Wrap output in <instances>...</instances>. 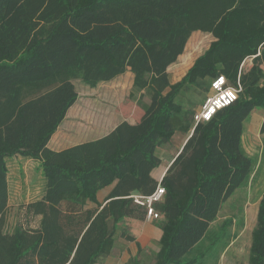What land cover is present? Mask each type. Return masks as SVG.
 <instances>
[{"label":"trees","instance_id":"trees-1","mask_svg":"<svg viewBox=\"0 0 264 264\" xmlns=\"http://www.w3.org/2000/svg\"><path fill=\"white\" fill-rule=\"evenodd\" d=\"M195 31L215 41L167 91L163 76ZM263 45L264 0H0V264H98L111 255L125 219H147L133 196H151L160 185L165 195L154 206L161 216L155 264H219L234 238L233 220L200 240L196 224L212 212L226 175L223 132L229 185L246 187L251 180L255 161L239 134L255 110H264V52L257 56ZM127 72L131 97L145 91L158 99L151 115L78 146L48 147L78 100L73 80L96 87ZM218 76L231 87L239 83L241 95L196 124L197 104L177 100L192 87L209 95ZM166 146L176 156L157 180L158 151ZM15 156L38 162L46 185L41 198L11 220L7 162ZM109 188L100 203L98 194ZM119 237L135 242L126 230ZM249 264H264V194Z\"/></svg>","mask_w":264,"mask_h":264},{"label":"rangeland","instance_id":"rangeland-1","mask_svg":"<svg viewBox=\"0 0 264 264\" xmlns=\"http://www.w3.org/2000/svg\"><path fill=\"white\" fill-rule=\"evenodd\" d=\"M213 41L215 38L211 33H192L184 54L163 76L167 91L186 75L196 59L209 49ZM185 63H188L187 67H184ZM249 64L250 61L246 66H242L243 72H246ZM72 83L79 97L49 143L53 150H63L98 139L123 122L138 124L158 108V99L145 91H134V97H131L133 75L130 72L96 87L86 85L82 80H73ZM184 92V95L178 98V103H184V106L189 108L197 104L195 110L201 109L208 95L203 88L192 87L189 92ZM140 103L146 105L148 110H144ZM239 137L246 156L255 161L253 171L250 164L242 165L252 171L251 180L246 187L229 185L232 177L227 155L229 137L223 132L220 148L223 153L222 161L227 162L226 175L217 186L216 204L212 212L199 217L196 224V239L200 240L207 230L219 229L229 219L233 220L231 233L234 238L222 254L219 264H249L252 233L257 227L259 205L264 194V110H255L250 115L243 123ZM174 153L173 146L159 149L158 155L163 161L154 171L158 180L161 179L160 173L169 167L170 156H174ZM7 163L9 210L12 220L22 205L33 202L44 194L46 182L39 163L34 160L15 156L8 159ZM231 172L234 174V171ZM160 221L161 218H147L143 222L125 219L121 225L126 228H120L111 255L98 264H127L133 259H137L141 264H155L161 237ZM122 230L134 236L135 242H128L127 239L119 237Z\"/></svg>","mask_w":264,"mask_h":264},{"label":"built area","instance_id":"built-area-1","mask_svg":"<svg viewBox=\"0 0 264 264\" xmlns=\"http://www.w3.org/2000/svg\"><path fill=\"white\" fill-rule=\"evenodd\" d=\"M241 92L242 87L239 83L237 87H231L228 85L225 76L216 77L211 83L210 93L205 104L195 115L196 124L211 121L218 111L237 102ZM164 195L165 189L160 185L151 196H133V198L136 204L147 209V218L149 220H158L161 216L154 206L162 201Z\"/></svg>","mask_w":264,"mask_h":264},{"label":"crops","instance_id":"crops-1","mask_svg":"<svg viewBox=\"0 0 264 264\" xmlns=\"http://www.w3.org/2000/svg\"><path fill=\"white\" fill-rule=\"evenodd\" d=\"M262 51L264 52V45L260 48L259 53H258L257 56H259V55L261 54ZM253 59H254V57H253V58L246 59L245 62L243 63L242 66L244 67V66L247 65V62L250 61V64H249L248 67L246 68V72H248V71L252 68V66H253ZM261 68L264 70V63L261 65ZM257 117H258V116H257ZM117 126H118V125H117ZM117 126H115V127L109 132V133L103 135L102 137H104V136L110 134L111 132H113V131L116 129ZM260 129H261V128H260ZM100 138H101V137H100ZM98 139H99V138H98ZM95 140H96V139H95ZM92 141H94V140H92ZM48 147H49V145H48ZM49 148H50V147H49ZM56 151H59V150H56ZM175 156H176V152L174 153V156H173V155L170 156V157H171V161H170V165H169V167H170L171 164L173 163V161H174V159H175ZM161 160L163 161L162 158H161ZM169 167L165 168L164 171L166 172V171L168 170ZM164 171H162V172L160 173V178H162V177L164 176V174H165ZM153 177H154L155 179H157V177L154 176V173H153ZM157 180H158V179H157ZM111 189H112V188H109V189L103 190V191H101V192L98 194V201H99L100 203H102V204L105 203L106 198H107L108 194L110 193ZM40 198H41V197H40ZM40 198H39V199H40Z\"/></svg>","mask_w":264,"mask_h":264}]
</instances>
